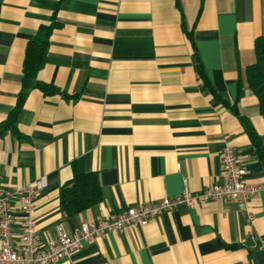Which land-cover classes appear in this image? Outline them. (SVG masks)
I'll return each instance as SVG.
<instances>
[{
    "label": "crops",
    "instance_id": "obj_1",
    "mask_svg": "<svg viewBox=\"0 0 264 264\" xmlns=\"http://www.w3.org/2000/svg\"><path fill=\"white\" fill-rule=\"evenodd\" d=\"M53 22L37 79L57 91L30 89L16 126L0 133L4 187L46 177L34 210L44 245L59 227L74 234L83 221L221 182L226 144L247 183L264 187V114L246 81L264 0H0V126L30 40ZM93 171L102 200L67 215L62 185ZM58 264H264V190L248 202L180 205L83 242Z\"/></svg>",
    "mask_w": 264,
    "mask_h": 264
},
{
    "label": "built area",
    "instance_id": "obj_2",
    "mask_svg": "<svg viewBox=\"0 0 264 264\" xmlns=\"http://www.w3.org/2000/svg\"><path fill=\"white\" fill-rule=\"evenodd\" d=\"M221 165V182L197 192L186 185L175 196L132 206L98 221H83L74 234L59 227L57 239L49 245L41 241L34 218L35 196L47 186L46 177L7 188L2 185L0 176V264H58L78 251L83 242L132 225L146 226L152 219L180 205L194 207L215 200L248 202L264 190L262 185L247 183L244 161L230 145L222 149Z\"/></svg>",
    "mask_w": 264,
    "mask_h": 264
},
{
    "label": "trees",
    "instance_id": "obj_3",
    "mask_svg": "<svg viewBox=\"0 0 264 264\" xmlns=\"http://www.w3.org/2000/svg\"><path fill=\"white\" fill-rule=\"evenodd\" d=\"M58 24L53 22L49 26L42 27L28 44L26 59L24 62V73L22 78V89L18 96L15 108L10 112L7 121L0 127L2 133L9 127H15L18 114L26 99L27 93L32 88H39L45 94H53L57 90L53 85L38 81L39 71L45 64L50 37ZM256 59L254 63L246 68V81L250 89L258 98L260 111L264 114V36L258 37L255 42ZM243 92V82L240 80L239 95ZM225 103L228 101L221 97ZM232 109L238 113L237 106ZM254 145L260 149V138L250 121L241 116ZM103 198L102 186L97 172L76 173L74 177L63 184L60 191L61 208L67 215L77 214L92 205L99 203Z\"/></svg>",
    "mask_w": 264,
    "mask_h": 264
},
{
    "label": "water",
    "instance_id": "obj_4",
    "mask_svg": "<svg viewBox=\"0 0 264 264\" xmlns=\"http://www.w3.org/2000/svg\"><path fill=\"white\" fill-rule=\"evenodd\" d=\"M252 239L251 238H249V240H248V244L250 243V241H251Z\"/></svg>",
    "mask_w": 264,
    "mask_h": 264
}]
</instances>
